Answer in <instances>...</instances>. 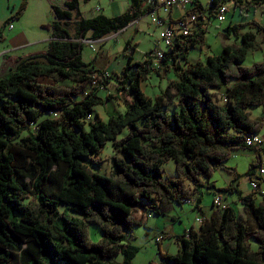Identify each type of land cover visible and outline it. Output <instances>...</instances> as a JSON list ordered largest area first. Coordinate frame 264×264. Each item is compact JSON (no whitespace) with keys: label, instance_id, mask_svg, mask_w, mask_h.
<instances>
[{"label":"trees","instance_id":"obj_1","mask_svg":"<svg viewBox=\"0 0 264 264\" xmlns=\"http://www.w3.org/2000/svg\"><path fill=\"white\" fill-rule=\"evenodd\" d=\"M226 1L211 0V6ZM66 2V9L51 6L54 20L41 25L52 38L45 52L20 59L0 76V264H133L138 248L129 240L131 229L143 225L136 214L159 216L165 204L181 205L194 195L199 207L204 190L219 195L222 203L223 196L236 195L245 218L234 207L216 209L211 202L214 211L200 219L197 231L175 237L176 254L158 251L160 264H264L260 182L257 190L242 194L241 175L225 165L234 151L249 149L257 160L244 175L251 180L260 168L264 149L247 147L245 138L260 133L264 123V110L257 118L247 111L264 108V60L242 64L264 43V27L249 23L262 33L257 42L252 32L239 35L243 25H228L224 37L233 35L239 43L225 45L205 63L187 59L190 49L205 45L204 30L177 37L159 61V69H173L176 81L152 99L141 88L151 72L159 74L152 51L142 62L134 61L127 42V63L118 74H107L83 61L79 41L118 33L146 15L149 6L129 0L120 15L85 19L78 0ZM233 2L247 10L264 4ZM25 8L22 0L1 30ZM196 9L203 13L199 4ZM107 85L129 102L123 113L102 121L94 108L117 98L99 95ZM125 128L128 134L118 140ZM107 142L113 156L111 171L103 175L91 167L101 164ZM168 161L174 162L176 178L164 180L162 166ZM217 170L233 175L228 185L212 181ZM88 226L100 230L97 242L89 240Z\"/></svg>","mask_w":264,"mask_h":264},{"label":"rangeland","instance_id":"obj_2","mask_svg":"<svg viewBox=\"0 0 264 264\" xmlns=\"http://www.w3.org/2000/svg\"><path fill=\"white\" fill-rule=\"evenodd\" d=\"M15 2L11 3L9 6L10 9L8 10V15L15 16L17 13V9L22 2V0H13ZM66 0H26V8L23 12V14L17 18L11 21L8 25H12L16 30L17 26L22 24V26L25 28L26 32L30 37H32V40H37L39 35H48L50 32L46 29L41 28L40 24H51V22L54 20V16L52 13L51 6H57L61 8L63 5V2ZM119 3V10L120 12H124L127 8V5L125 2H122L120 0H117ZM163 1V0H162ZM160 3L161 1H157ZM203 6H209L210 0H202L201 1ZM5 5L6 8V0H0V10L2 6ZM102 6L103 8L109 7V0H92L86 4H81V9L83 11H86L87 9H96ZM227 10L228 8L230 11L227 12L225 21L220 23L221 28H225L229 25L230 17L233 13L235 15L232 18V23L236 24L238 22L244 23L245 20H252L253 18L259 22L260 25L264 24V14L260 12V10H251L249 13H247L246 9H238L233 10L232 2L226 3ZM206 10V9H205ZM232 11V12H231ZM234 11V12H233ZM242 11V12H241ZM107 12V11H105ZM232 13V14H231ZM248 17L246 18L245 16ZM160 16H163L161 12L159 13ZM203 16H206V11L203 12ZM138 31L137 30H129L123 33L121 36H117L115 39L109 40V38H103L98 43L94 44L93 49L89 48V45L86 43H83V49H82V58L85 62H89L90 59L95 55H99V60L101 61L102 65L107 64L108 61L116 58V60H120V57L123 56V50L127 42H129L130 46H132L133 49H135V53L133 54L134 61L142 62L144 60V54L151 52V50L160 49L165 50V45L162 41L159 40L158 34H159V28L153 25L150 21L149 16H145L141 19ZM3 24V23H2ZM8 25L0 31L3 33V31L8 30ZM264 27V26H263ZM208 29L205 31L204 34V47L195 46L194 48L190 49L188 51V62L189 63H195V62H201L205 63L206 54L208 55H219L222 52V45L227 42V44H233V39L231 41H226L222 37V32L217 33V28H215L214 24H211L207 27ZM257 40L259 38L257 37ZM81 42V41H80ZM82 43V42H81ZM239 43V42H238ZM12 46V45H11ZM45 45L42 43L34 44L31 47H28L26 49H18L16 50L15 54H30V53H41L44 51ZM207 47V48H206ZM130 49H128L129 51ZM110 55L109 57H105V55ZM114 57V58H113ZM264 60V44L261 45V48L256 51H250L246 55L245 61L243 62L244 67H250L255 63L262 62ZM156 66H155V65ZM182 64V63H181ZM183 65V64H182ZM152 67L155 69H158V73L151 72L149 76L142 82V88L144 90V93L146 96L154 99L157 96H159L167 87L168 84L173 83L175 81V73L173 69H169V72H165L164 70L159 69V63L153 62ZM119 69V67H118ZM110 72V71H108ZM173 93V91L171 92ZM99 95L102 97H106L107 95H116L117 98L113 97L111 100L106 101L104 106H98L94 108V113L97 114L99 119L102 121H106L109 116H114L116 114L123 113L125 109V103H128L129 98L124 93H116V89L113 85H107L106 88H102L99 91ZM173 105V104H172ZM172 105H169L167 107L168 111L172 110ZM264 108L261 107H254L249 108L247 111L250 113L251 118H257L263 115ZM92 114V115H93ZM95 117V115H94ZM93 117V118H94ZM128 134V129L125 128L122 130V132L117 136V139L120 140L124 138ZM258 136L264 135V123L262 126V129L260 133H258ZM25 135V134H24ZM264 153V152H263ZM264 155V154H263ZM113 156V148L111 142H107L105 144V147L102 150V153L100 155V158L102 160L101 164L98 165V167H91L93 172L106 175L111 171V158ZM232 157V155L230 156ZM235 157H232V159L228 162V165L233 164ZM248 165L246 166L244 163L238 162L237 165V172L241 175L239 179V190L243 194H247L251 191L249 186V180L244 175L245 171L247 170ZM262 168L264 169V156L262 160ZM258 169H256V174L258 176ZM162 178L164 180L166 179H175V167L173 161H168L166 164L162 166ZM213 181H216L217 186H224L227 183V179L229 178V174L227 172H224L222 170H217L213 173ZM260 185L261 190L264 193V175L262 177H257ZM196 195L193 196L192 200L196 201ZM214 194L211 192L203 191L201 201L199 203V206L202 208L201 210L204 212L206 217H209L208 215L211 211V213L214 211V208L211 207V202L213 200ZM232 196L231 194L226 195V201H229ZM233 198H236V195L233 196ZM191 205L184 204L182 208H184V212H181L180 207L174 206L177 210V212L182 216L183 224H188L190 221H193L194 218V212L190 210ZM240 206V205H239ZM236 207V212L240 214V216H243L245 214L240 213L241 211L238 209L240 207ZM190 207V208H189ZM60 209H63V207H60ZM242 209V208H241ZM243 211V210H242ZM186 213V214H183ZM198 213V211H197ZM210 213V214H211ZM137 215V214H136ZM169 215H174V212L169 213ZM152 215H150L151 217ZM201 217V215H199ZM150 219V218H149ZM160 221L159 224L163 226H168L171 224L169 218H152L149 220L150 228H152V232L146 236V232L144 229V226L141 225L140 227L134 226L131 229L130 233V242L138 248V252L135 255L134 259L132 260L133 264H155L157 261H159L160 255L158 253V244L153 239V235L156 231L154 227L151 226V221ZM183 225L177 222V230L180 231V227ZM197 227V225H196ZM87 235L90 241L97 242L102 234L98 227L96 226H88L87 228ZM252 245V249L256 250L257 245L250 241ZM173 252V251H172ZM177 251L171 254H176ZM162 253V252H161ZM119 260H121V257H119Z\"/></svg>","mask_w":264,"mask_h":264},{"label":"crops","instance_id":"obj_3","mask_svg":"<svg viewBox=\"0 0 264 264\" xmlns=\"http://www.w3.org/2000/svg\"><path fill=\"white\" fill-rule=\"evenodd\" d=\"M120 1L125 2L126 5H127V8H128L129 0H120ZM143 1H144L143 5H145L146 4V0H143ZM156 1H161V0H156ZM201 1L202 0H194V4H195L194 7L189 6L187 8H182V7H178L177 6V7L172 8L170 10V13L168 14V19L169 20H176L177 18H181L184 14H186L188 11H190L192 8H194L193 12H196L198 14V21H197V24H196L195 28H192V32H197L199 30L206 31L208 29L207 28L208 26H210L211 24H214L215 28L218 29L217 33H220V31H221L222 32V37L226 41H231L233 39V43H238L239 42L238 37H235L233 35H230L228 37V39H226L224 37V29L227 28V27L221 28L220 23H218L215 20L214 16H215V13H216V10H217V5H219V4H225V6H226V3L232 2L233 10H238V9L242 10V9H245V8L244 7H242V8L236 7L234 2H233V0H227L224 3L223 2H217L214 6H211V0H210V2H209L210 5L207 6V7L203 6ZM11 3H14V5H15V2L13 0H6V8H5V5H4V6H2V8L0 10V27H1L2 23L6 19H8L9 16H10V15H8V10L10 9L9 6L11 5ZM66 3H67L66 1L63 2V4H62L63 6L61 7V9H66V6H65ZM82 3H83L82 0H78V9H79V12L81 14V17L85 18V19L93 18V17H95L98 14H102V15H104L106 17L112 18V17H115V16L120 15V14L123 13V12H120V10H119V3H118L117 0H109V7L108 8H103L102 6H100L99 8L87 9L86 11H83L81 9V4ZM83 4H86V3H83ZM198 4L202 7V10H203L202 12L206 11V16L205 17L203 16V13H199V11L196 9ZM242 5L245 6V4H242ZM127 8L125 9V11L127 10ZM258 9L261 12L260 8H257V9H254V10L256 11ZM210 10H211L212 13H210ZM105 11H107V12H105ZM228 11H230L229 8H228ZM246 11H247V13H249L251 11V9H249V10L246 9ZM234 15H235V13H233L231 15L230 20H229V25H231V26L232 25H243V27L240 29L239 35H242V34L247 33V32H252V33L255 34L256 40H257V37L259 38V40H257V42H261L262 41V33L257 32L255 28H251V26H249V23L251 21H255V22H257L259 24V22L257 20H255L253 18L250 21L249 20H245L244 23L238 22V23L234 24V23H232V18H233ZM145 16L146 15L140 17L139 19H141V18H143ZM245 17L247 18L248 15L245 16ZM139 19H137V20L133 21L132 23H130L127 27H125L123 30L119 31L118 33L109 35V36H107L105 38H109V40H111V39L117 38L118 35L121 36L126 31H129V30H132V29L133 30L135 29V30L138 31V26H139V23L141 21ZM41 25H43V24H40V26ZM261 26H264V24H262ZM38 37H40V38H38L37 40H32V37H30V35L27 34V32H26L25 28L22 26V24L19 25V27L17 26V30L13 26H12V29H9V25H8V30L7 31L6 30L3 31L2 37L0 38V76L5 75L10 69L14 68V66L16 65V63L20 59L26 58L28 56L42 54V53L45 52L48 42L50 40H52L51 32L48 35H39ZM38 43H42V44L45 45L44 51L41 52V53H37L36 52V53L23 54V55L13 53V52H15L18 49H26V48L31 47L34 44H38ZM225 45H227V42L225 44H223L222 46L224 47ZM130 47L132 48V46H130ZM156 50L157 49L151 50L152 51V57H153L152 62L159 63V62H157V60H155V57H154V53L156 52ZM134 53H135V49H134ZM98 56H99L98 54L96 56L94 55L90 59L89 62H85L84 60L83 61L85 63H90L92 65V67H94L95 69L100 70V71H104L107 74H112V73H117L118 74L120 72V70L122 69V67L127 63V57L125 56L124 50H123V56L120 57V60H118V59L116 60V58H115V60L112 59V60L108 61L107 64H105V65H102V63L99 60ZM106 56L109 57L110 55L106 54L105 57ZM208 56H211V55L206 54L205 59H207ZM133 59H134V57H133ZM180 65H181V63H180ZM118 67H119V69H118ZM108 71H110V72H108ZM167 72H169V71H166V73ZM175 81H176V78H175ZM141 88H142V84H141ZM142 90H143V88H142ZM219 92L222 93L223 91L220 90ZM257 135H259V134H257ZM259 137L262 139V144L259 146V148L262 150V149H264V135L259 136ZM256 154L257 153L254 150L239 149V150L234 151L232 153V157H235V158H233L235 162H233V164L228 165V162L232 159V157H230L225 165L227 167H229V168L235 169V172L238 173L237 170H236L238 162L244 163L246 166L248 165V167H249V165H251V164L256 162V160H257V155ZM263 154L264 153L262 151L260 153V155H261L260 156V161H261L260 168H262V160H263V156H264ZM260 168H258V170ZM247 170H248V168H247ZM247 170L245 171V173L247 172ZM254 175L257 176L256 170H255ZM232 177H233V175L229 174V178L227 179V182H226L227 184L226 185L229 184V182L231 181ZM212 179H214L213 175H212ZM248 180L250 181L249 178H248ZM214 182H215V185H216V181L215 180H214ZM226 185H224V186H226ZM224 186H217V187H224ZM259 190L261 192H263L261 190V185H259ZM231 196L232 197L230 199H228L229 201H226V196L225 197L223 196V199H224L223 204L225 206L229 205V206L234 207L236 209V207H238L240 205V202H239V200H237V198H235V199L233 198V196H235L234 194H231ZM189 201L190 202L187 203V204L191 205L190 206L191 208L190 207L189 208H190L191 211L194 212V218H193V221H190L188 224H183L182 216L177 212L176 208L174 207V206L180 207L181 212H184V208H182L184 204H181V205H178V204H175V203L167 204V205L165 204L163 206V208H162L161 215H159V216L152 215L151 216L152 218H169V220L171 222L170 225L163 226V225L159 224L160 221H154V220L151 221V226L156 229V231H155V233L153 235L154 241L156 242L157 237L160 236V235L163 237L159 243H156V244H158L157 245L158 246V251L162 252L163 254L173 255L171 253H174L175 251H178L179 246H178V244L175 241V237L187 233L188 230L191 229V228H193L194 230L197 231L199 229L200 223L196 222L195 220L196 219H202L203 217H206L204 212L201 210L202 208L200 206L196 207L195 201H193V200H189ZM260 201H261V197L256 195L255 202L257 204H259ZM241 208H242V206L240 208H238V209L241 211L240 213H243ZM197 211H198V213H197ZM172 212H174V215H169V213H172ZM210 213H211V211H210ZM210 213L208 215H210ZM183 214H186V213H183ZM199 215H201V217ZM137 217H142V224L145 227L144 229H145V232H146L145 234H146V236H148L152 232V228H150L149 226H146V225H150L149 224V220H151V217H148L146 214H144L142 212L137 213ZM241 217L245 218V215H243ZM177 222H179L180 224L183 225L182 227H180V231H178L177 228H176L177 227ZM196 225H197V227H196ZM138 227H140V226H138ZM160 262H161V259L159 258V261H157L155 264H160Z\"/></svg>","mask_w":264,"mask_h":264},{"label":"built area","instance_id":"obj_4","mask_svg":"<svg viewBox=\"0 0 264 264\" xmlns=\"http://www.w3.org/2000/svg\"><path fill=\"white\" fill-rule=\"evenodd\" d=\"M146 4L149 6V11L146 16H149L150 21L153 25L159 28V40L165 45V50L157 49L154 53L155 60L159 62L166 51L172 47L174 41L177 37H186L192 34V28H195L198 21V14L193 12L192 8L181 18L176 20H169L168 14L170 10L174 7L187 8L189 6L194 7V0H161L158 3L156 0H146ZM261 12L264 14V4L261 6ZM163 16H160L159 13ZM228 10L225 4L217 5V10L215 13V20L218 23L225 21L226 14ZM9 29H12V25H9ZM101 40V39H100ZM100 40H80L82 43L89 45V48L93 49L94 44L98 43ZM107 75V74H105ZM94 84V83H93ZM262 144V139L257 135H248L245 138V145L247 147H259ZM264 175V169L260 168L258 170V176H255L249 181V186L251 191L258 189V178ZM188 200H182V203L187 204ZM212 206L216 209H224L226 206L222 203V198L219 195H215L212 200ZM150 217V215H147ZM201 223L200 219L195 220ZM163 237L160 235L156 239V243H159Z\"/></svg>","mask_w":264,"mask_h":264}]
</instances>
